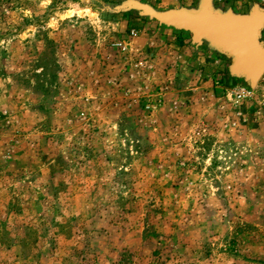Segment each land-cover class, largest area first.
Here are the masks:
<instances>
[{"label": "rangeland", "instance_id": "1", "mask_svg": "<svg viewBox=\"0 0 264 264\" xmlns=\"http://www.w3.org/2000/svg\"><path fill=\"white\" fill-rule=\"evenodd\" d=\"M178 14L0 0V264H264V75Z\"/></svg>", "mask_w": 264, "mask_h": 264}, {"label": "water", "instance_id": "2", "mask_svg": "<svg viewBox=\"0 0 264 264\" xmlns=\"http://www.w3.org/2000/svg\"><path fill=\"white\" fill-rule=\"evenodd\" d=\"M177 21L199 41L206 39L235 56L233 71L246 75L255 84L264 75V47L258 42L264 13L250 17H214L208 12L193 17L178 15Z\"/></svg>", "mask_w": 264, "mask_h": 264}, {"label": "crops", "instance_id": "3", "mask_svg": "<svg viewBox=\"0 0 264 264\" xmlns=\"http://www.w3.org/2000/svg\"><path fill=\"white\" fill-rule=\"evenodd\" d=\"M162 3L163 7L171 8L174 12H180L182 15L193 17L201 14L202 12H208L210 15L215 16L217 7L215 0H158ZM223 14H236L240 8L231 7L230 5L223 6ZM255 9V7H253ZM241 11V10H240ZM260 12V11H259ZM261 13H264L262 11ZM180 15V14H178ZM182 29L184 27L181 26ZM186 31V29H184ZM258 42L261 46H264V26H262L259 35Z\"/></svg>", "mask_w": 264, "mask_h": 264}]
</instances>
